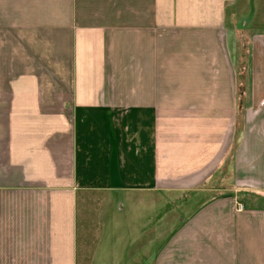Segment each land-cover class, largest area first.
<instances>
[{"label":"crops","instance_id":"crops-1","mask_svg":"<svg viewBox=\"0 0 264 264\" xmlns=\"http://www.w3.org/2000/svg\"><path fill=\"white\" fill-rule=\"evenodd\" d=\"M237 11L0 0V264H264V38Z\"/></svg>","mask_w":264,"mask_h":264},{"label":"rangeland","instance_id":"rangeland-1","mask_svg":"<svg viewBox=\"0 0 264 264\" xmlns=\"http://www.w3.org/2000/svg\"><path fill=\"white\" fill-rule=\"evenodd\" d=\"M239 3V19L246 24V30L249 31L250 36H254L257 34H262L264 38V0H238ZM241 4V6H240ZM241 48V47H240ZM241 51H245V48H243ZM237 66L240 67V76L241 79H244L246 77V60H238L237 61ZM126 197V196H125ZM125 203H122V206L124 208L125 213H129L131 206L127 203V201L124 200ZM246 202V201H245ZM134 204L132 205V213L137 210L139 214V225L141 223H144L145 221L141 220L143 217H146L147 215H150L152 209L149 206H145L144 203H137L136 208H134ZM181 205L176 203L170 204L171 208V215L174 212H179L177 211V208L180 207ZM193 206V205H192ZM181 218V216H180ZM177 216L175 219H172L170 221V239L173 235V233L176 232V228H178L181 225V220ZM175 231V232H174Z\"/></svg>","mask_w":264,"mask_h":264},{"label":"built area","instance_id":"built-area-1","mask_svg":"<svg viewBox=\"0 0 264 264\" xmlns=\"http://www.w3.org/2000/svg\"><path fill=\"white\" fill-rule=\"evenodd\" d=\"M239 208H242V205H239Z\"/></svg>","mask_w":264,"mask_h":264}]
</instances>
